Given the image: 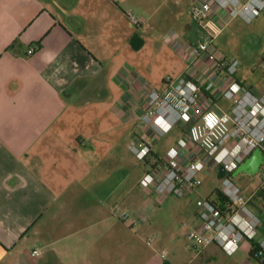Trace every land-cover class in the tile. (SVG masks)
Returning a JSON list of instances; mask_svg holds the SVG:
<instances>
[{
  "label": "crops",
  "instance_id": "0c3cea01",
  "mask_svg": "<svg viewBox=\"0 0 264 264\" xmlns=\"http://www.w3.org/2000/svg\"><path fill=\"white\" fill-rule=\"evenodd\" d=\"M191 5L192 0H0V264H172L164 251L146 254L138 219L130 227L117 216L128 237L118 236L120 229L106 231L113 225L105 209L129 174L133 147L149 135L142 116L150 91L187 75L201 88V112L231 108L230 102L218 103L225 99L219 90L206 89L207 64L192 51L202 30ZM128 13L144 23L136 26ZM200 121L201 113L194 112L175 125L173 141L156 140L145 172ZM197 157L210 160L192 143L181 152L184 165ZM241 174L250 175L233 178ZM132 201L145 212L141 197ZM260 218L257 241L247 240L232 255L212 244L185 264H264L251 253L264 238V214ZM200 225L195 210L191 229ZM37 248L43 255L32 258Z\"/></svg>",
  "mask_w": 264,
  "mask_h": 264
},
{
  "label": "built area",
  "instance_id": "2783aa9c",
  "mask_svg": "<svg viewBox=\"0 0 264 264\" xmlns=\"http://www.w3.org/2000/svg\"><path fill=\"white\" fill-rule=\"evenodd\" d=\"M189 12L202 30L192 51L196 60L207 64L204 67L208 80L206 89L219 90L231 103V108L221 112L212 109L201 112L200 86L187 75L168 78L164 90L153 89L149 93L147 110L142 116L149 135L141 147H133V152L139 160L145 161L156 140L165 136L171 127L194 112L201 113V121L190 124L188 138L180 139L165 160L146 171L140 186L154 194L158 201L169 196L182 198L199 189L203 185L199 174L206 164L204 158L197 157L185 165L181 160V152L189 143L197 146L221 168L224 174L221 191L230 204L223 209L214 200H198L196 217L201 226L190 229L187 240L195 250L215 244L232 255L239 250L242 241L257 237L262 223L248 207L249 199L244 196L233 173L255 150L264 154V90L256 92L238 79L240 61L224 56L218 50L216 40L233 20L241 18L252 22L257 18L264 12V0H192ZM128 18L136 26L144 23L143 18L134 13H128ZM262 63L264 67V55ZM259 173L264 190V163ZM121 219L130 227L138 224V220L126 211L121 213ZM153 241L154 238L148 239L149 244ZM42 255L39 248L31 252L32 258ZM256 256L264 259V238L258 244Z\"/></svg>",
  "mask_w": 264,
  "mask_h": 264
},
{
  "label": "rangeland",
  "instance_id": "374dc122",
  "mask_svg": "<svg viewBox=\"0 0 264 264\" xmlns=\"http://www.w3.org/2000/svg\"><path fill=\"white\" fill-rule=\"evenodd\" d=\"M217 43L224 56L240 61L241 66L237 72L239 78L248 85L253 84L258 88L264 86L262 63V56L264 55V12L260 13L252 22H246L241 18L233 20L225 28ZM218 103L227 105L229 101L222 99L218 100ZM172 129L161 137L164 144L175 139L176 127L174 126ZM136 146L141 147L140 145ZM129 158L130 161L127 163L129 174L120 180L118 192L114 191L107 204L109 209H105V217L109 216L111 220L109 224L113 225L106 231L120 229L121 232L118 236L121 238L130 236L128 229L117 217L122 212L127 211L133 218L139 220L138 231L143 228L142 225L144 226L140 238L146 254L150 252L154 257L164 251L172 264H185L196 254V250L187 240V233L191 229L194 211L196 210V202L198 199L214 200L215 190L221 189L223 183L224 174L221 168L213 159H210L200 171L199 176L203 181L200 189L189 192L182 198L170 197L167 201L164 199L158 201L155 196L148 194L146 190L140 187V180L145 173V162L139 160L132 153H130ZM236 181L242 187L244 196L249 199L248 207L250 210L259 218L262 217L264 214V190L260 184V173L249 176L241 174ZM133 196L139 197V199L141 197L140 206L145 210L144 213L137 211L138 209L132 201ZM150 238H154L151 244L148 243ZM257 239L256 237L254 240L257 241ZM248 241L253 242V240ZM244 242L248 244L247 240L242 241L241 244ZM173 254H177V261L172 260Z\"/></svg>",
  "mask_w": 264,
  "mask_h": 264
},
{
  "label": "water",
  "instance_id": "95a60500",
  "mask_svg": "<svg viewBox=\"0 0 264 264\" xmlns=\"http://www.w3.org/2000/svg\"><path fill=\"white\" fill-rule=\"evenodd\" d=\"M264 163V154L261 150H255L251 156H249L243 164H241L237 170L233 173L234 176L240 173H248L250 175H256L260 172V169Z\"/></svg>",
  "mask_w": 264,
  "mask_h": 264
},
{
  "label": "trees",
  "instance_id": "16d2710c",
  "mask_svg": "<svg viewBox=\"0 0 264 264\" xmlns=\"http://www.w3.org/2000/svg\"><path fill=\"white\" fill-rule=\"evenodd\" d=\"M153 152L150 151L149 152V156H152ZM147 157V158H148ZM145 159V161L148 163V159ZM214 202L216 204H218L221 208H226L227 206H229V200L227 199V197L224 195V193L221 191V189L217 188L214 192ZM258 245L257 244H253V249H252V255H254L255 251L257 250Z\"/></svg>",
  "mask_w": 264,
  "mask_h": 264
}]
</instances>
